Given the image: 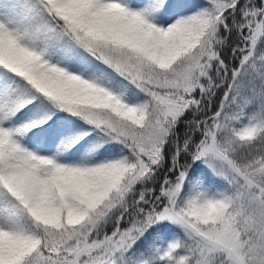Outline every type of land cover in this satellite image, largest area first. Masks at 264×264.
<instances>
[{
  "label": "snow or ice",
  "instance_id": "snow-or-ice-1",
  "mask_svg": "<svg viewBox=\"0 0 264 264\" xmlns=\"http://www.w3.org/2000/svg\"><path fill=\"white\" fill-rule=\"evenodd\" d=\"M0 264H264V0H0Z\"/></svg>",
  "mask_w": 264,
  "mask_h": 264
}]
</instances>
